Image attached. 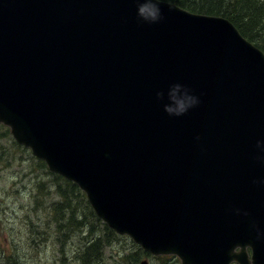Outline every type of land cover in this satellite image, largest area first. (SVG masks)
<instances>
[{
	"label": "water",
	"instance_id": "water-1",
	"mask_svg": "<svg viewBox=\"0 0 264 264\" xmlns=\"http://www.w3.org/2000/svg\"><path fill=\"white\" fill-rule=\"evenodd\" d=\"M0 123L145 252L264 264V52L230 20L0 0Z\"/></svg>",
	"mask_w": 264,
	"mask_h": 264
},
{
	"label": "rangeland",
	"instance_id": "rangeland-1",
	"mask_svg": "<svg viewBox=\"0 0 264 264\" xmlns=\"http://www.w3.org/2000/svg\"><path fill=\"white\" fill-rule=\"evenodd\" d=\"M40 162L0 123V264H181L174 256L165 260L145 252L130 237L115 233L81 194L70 206L78 208L75 224L68 225L69 213L60 207L54 181L57 174ZM98 238L103 241L99 254L84 263L85 248Z\"/></svg>",
	"mask_w": 264,
	"mask_h": 264
},
{
	"label": "trees",
	"instance_id": "trees-1",
	"mask_svg": "<svg viewBox=\"0 0 264 264\" xmlns=\"http://www.w3.org/2000/svg\"><path fill=\"white\" fill-rule=\"evenodd\" d=\"M175 4L189 12L195 14H203L210 16H220L230 20L241 32V34L255 46L264 52V0H161ZM41 161V160H40ZM45 166V162L41 161ZM46 167V166H45ZM54 175V174H53ZM54 181H57V191L62 198L63 204L60 207H67L69 213L68 225L75 224L76 213L78 208H72L73 201L79 198V194L83 199L86 195L82 194V190L65 178L54 175ZM67 205V206H65ZM57 208L56 210L62 209ZM87 208H89L87 204ZM93 215V211L89 210ZM65 213V212H64ZM106 225V224H105ZM102 239L98 238L92 241L83 253V262H92V258L97 256L101 249ZM110 242H108V245ZM100 247V249H99ZM137 252L135 262L140 258ZM145 254V253H144ZM177 260V257H174ZM160 259V258H159ZM165 260H168L165 257Z\"/></svg>",
	"mask_w": 264,
	"mask_h": 264
}]
</instances>
